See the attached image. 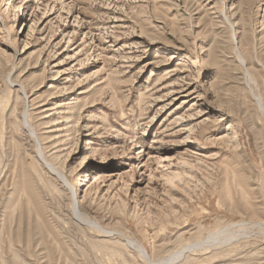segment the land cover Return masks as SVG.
<instances>
[{
	"label": "rangeland",
	"instance_id": "374dc122",
	"mask_svg": "<svg viewBox=\"0 0 264 264\" xmlns=\"http://www.w3.org/2000/svg\"><path fill=\"white\" fill-rule=\"evenodd\" d=\"M0 264H264V0H0Z\"/></svg>",
	"mask_w": 264,
	"mask_h": 264
},
{
	"label": "bare ground",
	"instance_id": "6f19581e",
	"mask_svg": "<svg viewBox=\"0 0 264 264\" xmlns=\"http://www.w3.org/2000/svg\"><path fill=\"white\" fill-rule=\"evenodd\" d=\"M90 159V157L88 156V157H85L84 158V161H88Z\"/></svg>",
	"mask_w": 264,
	"mask_h": 264
}]
</instances>
